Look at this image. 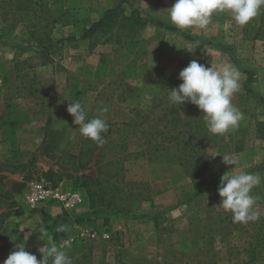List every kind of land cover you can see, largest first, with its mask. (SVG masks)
Wrapping results in <instances>:
<instances>
[{"label":"rangeland","instance_id":"1","mask_svg":"<svg viewBox=\"0 0 264 264\" xmlns=\"http://www.w3.org/2000/svg\"><path fill=\"white\" fill-rule=\"evenodd\" d=\"M121 1L0 0V263L17 232L55 228L26 199L42 183L83 197L87 228L71 231L70 247L58 244L73 264H264V150L257 161L236 159L264 126V9L243 27L217 13L206 29L182 31L167 16L174 0H128L77 39ZM193 59L241 72L232 103L243 119L222 136L197 106L168 100ZM70 99L106 117L102 146L80 135ZM224 154L236 157L234 168ZM241 169L261 177L252 194L262 214L246 224L218 207L221 175ZM15 183L20 193L10 192ZM39 248L26 250L39 260Z\"/></svg>","mask_w":264,"mask_h":264},{"label":"clouds","instance_id":"2","mask_svg":"<svg viewBox=\"0 0 264 264\" xmlns=\"http://www.w3.org/2000/svg\"><path fill=\"white\" fill-rule=\"evenodd\" d=\"M264 0H174L167 8L168 17L180 30L191 28L206 29L217 13H227L237 26L243 27L261 14ZM182 81L178 87L169 89L168 100L173 105L191 103L203 113V121L207 130L213 135H224L229 130L239 127L243 113L232 103L234 94L240 90L241 72L232 63L224 62L219 67L206 66L197 60H191L179 72ZM67 112L78 125L83 138L90 139L102 146L105 142L103 134L109 125L102 114L89 116L83 103L70 99ZM107 112V109H103ZM217 154H210L215 157ZM223 163L237 164L231 154H224ZM261 184V177L243 169L224 172L217 187L221 202L218 207L232 214L233 223L258 221L261 211L257 204L259 197L252 194L254 187ZM62 230V229H58ZM46 234V229L41 228ZM70 247V245H65ZM42 258L26 250L23 242L15 245L2 264H73L67 252L51 244L40 247Z\"/></svg>","mask_w":264,"mask_h":264},{"label":"crops","instance_id":"3","mask_svg":"<svg viewBox=\"0 0 264 264\" xmlns=\"http://www.w3.org/2000/svg\"><path fill=\"white\" fill-rule=\"evenodd\" d=\"M137 2L142 7L155 5V2H153V0H137ZM262 94L264 97V93ZM260 117L261 116H259V119H261V121H264V116L261 118ZM256 131H260V132H258V134L256 135L254 144L251 145L250 147H245L244 149L237 151L236 154H238V158L235 157L236 159H240L243 155L244 156L250 155L255 159V161H257V158H259V156L262 154V151L264 150V126L258 127V130L256 129L255 132ZM253 163L255 162L253 161ZM245 164L246 163H243V165ZM82 210L86 211V208L83 206L82 208H79L77 210L66 211L63 210L59 205H55V204H51L48 206L39 205L36 207V214H38L39 212L40 215H43V219H44L43 224L45 225L48 224L51 219L52 222L55 221L56 219L58 220L62 219L64 220L63 226L65 230V235L59 238H54V234H53L52 236L48 237L44 233L40 232V230L37 231L36 230L37 228H28V231L23 232L24 231L23 229L22 231L17 232L16 236H12L11 241L14 244V247L16 244L23 242L25 244V248L27 247L39 248V246L48 247L51 244H55L57 247H59L58 244L61 242L63 244V247L66 244H71L69 243V241L71 239H74V236L72 235L71 231L74 229H79V231L82 232L84 228H87L84 227L85 225L83 223H80V221H82L83 219L78 218L79 215H83ZM44 229H46V232L50 234V230L54 228H44ZM31 233L34 234L33 237L31 236ZM64 238H69V240L65 241ZM2 262L0 264H2Z\"/></svg>","mask_w":264,"mask_h":264},{"label":"built area","instance_id":"4","mask_svg":"<svg viewBox=\"0 0 264 264\" xmlns=\"http://www.w3.org/2000/svg\"><path fill=\"white\" fill-rule=\"evenodd\" d=\"M27 202L31 206H48L51 204L59 205L63 210H77L83 207V197L74 190H61L42 183H33L26 196ZM108 238V234H103Z\"/></svg>","mask_w":264,"mask_h":264},{"label":"trees","instance_id":"5","mask_svg":"<svg viewBox=\"0 0 264 264\" xmlns=\"http://www.w3.org/2000/svg\"><path fill=\"white\" fill-rule=\"evenodd\" d=\"M124 2H128V0H122L116 7L107 9L103 13L102 17L99 20L93 22L88 28L84 29L82 31V34L80 35V37L77 38V39H87L94 32H96L99 28H101L102 26L106 25L108 21H111V18L114 16L115 12L120 9L121 4L124 3ZM132 15H135V17L138 20H141V18L139 16V13L137 11L133 10ZM162 23L163 22H161L160 20H158L156 22V24L158 26H164L168 30L177 31V28L175 26H172V25H167L166 26L165 24L163 25ZM74 39H75L74 37H72V38L68 37V38H65L63 40L65 41V40H74ZM63 40H59V41H63ZM245 73L247 75L246 82L248 83V82H250V72L246 71ZM257 101L260 102L261 104H264V97H260ZM22 187H23L22 184L15 183V184H13L10 192L11 193H20ZM93 206H94V201H93V198L91 197L90 198V207H93ZM63 221L64 220H62V219H59V220L56 219L55 221L52 222L53 227H55L54 228L55 229L54 238H59V237L65 235V230H64V226H63L64 222ZM58 229H62V230H58Z\"/></svg>","mask_w":264,"mask_h":264}]
</instances>
